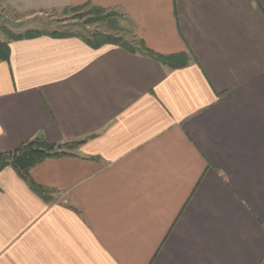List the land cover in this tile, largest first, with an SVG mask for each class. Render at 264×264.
Listing matches in <instances>:
<instances>
[{"label": "crops", "instance_id": "0c3cea01", "mask_svg": "<svg viewBox=\"0 0 264 264\" xmlns=\"http://www.w3.org/2000/svg\"><path fill=\"white\" fill-rule=\"evenodd\" d=\"M50 1L114 8L187 62L70 33L9 42L0 153L83 142L31 169L50 200L0 172V264H264V0Z\"/></svg>", "mask_w": 264, "mask_h": 264}, {"label": "rangeland", "instance_id": "374dc122", "mask_svg": "<svg viewBox=\"0 0 264 264\" xmlns=\"http://www.w3.org/2000/svg\"><path fill=\"white\" fill-rule=\"evenodd\" d=\"M54 1V0H53ZM50 0H0V40H10V33L36 29L42 32L77 34L89 38L95 32L120 38L133 48L140 46L132 22L114 8L91 4L46 9ZM68 152L74 149H66Z\"/></svg>", "mask_w": 264, "mask_h": 264}, {"label": "trees", "instance_id": "16d2710c", "mask_svg": "<svg viewBox=\"0 0 264 264\" xmlns=\"http://www.w3.org/2000/svg\"><path fill=\"white\" fill-rule=\"evenodd\" d=\"M98 9H103L104 7L95 6ZM40 30H28L24 33H10V40L1 41L0 40V61L8 60L10 54L9 42L15 39L30 38L43 34ZM53 35L66 34L61 32H52ZM88 43L93 46H101L104 44H119L130 50H135L131 45L126 44L120 38L113 37L107 33L95 32L91 37L86 38ZM142 50L148 54L154 56L164 64L171 67H180L185 65L187 62V56L185 55H161L156 54L148 50L143 42L139 43ZM83 141H67L63 143H54L49 141L43 134H38L34 138L25 141L19 147L12 151L0 153V172L11 166L14 170L22 177L36 192L50 200L49 194L52 193L50 188L41 186L33 181L30 171L38 163L51 157H59L69 154L66 149H75V147L81 144Z\"/></svg>", "mask_w": 264, "mask_h": 264}]
</instances>
